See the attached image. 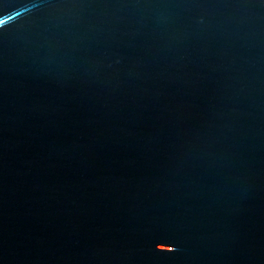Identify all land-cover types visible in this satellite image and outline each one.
Masks as SVG:
<instances>
[{
    "label": "water",
    "instance_id": "1",
    "mask_svg": "<svg viewBox=\"0 0 264 264\" xmlns=\"http://www.w3.org/2000/svg\"><path fill=\"white\" fill-rule=\"evenodd\" d=\"M0 19V264H264V0Z\"/></svg>",
    "mask_w": 264,
    "mask_h": 264
},
{
    "label": "snow or ice",
    "instance_id": "2",
    "mask_svg": "<svg viewBox=\"0 0 264 264\" xmlns=\"http://www.w3.org/2000/svg\"><path fill=\"white\" fill-rule=\"evenodd\" d=\"M2 24H4V20L3 19H0V25H2ZM172 251H174V250H169V252H172Z\"/></svg>",
    "mask_w": 264,
    "mask_h": 264
}]
</instances>
